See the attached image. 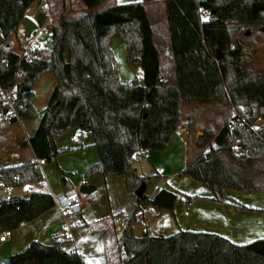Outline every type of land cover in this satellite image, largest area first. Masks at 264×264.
Wrapping results in <instances>:
<instances>
[{"label":"trees","instance_id":"trees-1","mask_svg":"<svg viewBox=\"0 0 264 264\" xmlns=\"http://www.w3.org/2000/svg\"><path fill=\"white\" fill-rule=\"evenodd\" d=\"M81 1L85 13L68 19L65 8L61 10L51 27L50 46L34 49L26 59L13 50L11 37L32 3L36 4L35 19L41 27L47 17L48 0H0V89L10 87L21 73L15 102L17 117L11 120L33 117L32 86L43 73L55 77L38 126L21 145L30 146L37 158L54 162L61 152L55 138L78 127L92 135L99 155L84 175H125L126 186L134 193L141 182L147 184V178L132 165L133 153L139 148H166L168 133L179 118L177 103L243 104L249 112L248 122L262 117L260 131L255 133L245 126H222L215 135L204 131L198 139L200 145L210 139L214 144L178 174L208 186L216 202L226 200L225 189L264 190V74L244 67L251 43L244 38L245 30L240 31L251 25L264 26V0H163L176 81L174 91L163 99L168 114L160 117L163 121L174 118L175 122L165 129L162 138L143 134L144 122L160 100L161 88L160 52L144 6L148 0L115 3L103 9L97 7L104 0ZM204 10L209 11L207 20L201 18ZM116 33L126 44L127 63L139 67L142 84L136 79L131 83L119 80L108 44L109 37ZM236 33L239 41L234 40ZM23 86L28 89L21 91ZM144 102L147 106L142 105ZM195 112L188 118V129ZM13 172L20 174L21 182L42 178L32 162L1 167L0 177L11 184ZM175 200L176 194L165 188L152 197L143 192L137 197L136 209L144 204L157 212L172 213ZM55 203L51 194L43 192L1 199L0 232L15 230ZM232 206L236 210L248 208L235 202ZM75 221L76 227L82 224L78 218ZM70 240L67 235L51 244L32 241L1 264H85L75 248H62ZM118 244L123 251L122 264H264V238L235 244L214 232L181 229L170 235H149L143 230L135 236L128 225Z\"/></svg>","mask_w":264,"mask_h":264},{"label":"crops","instance_id":"crops-1","mask_svg":"<svg viewBox=\"0 0 264 264\" xmlns=\"http://www.w3.org/2000/svg\"><path fill=\"white\" fill-rule=\"evenodd\" d=\"M133 1L140 0H104L98 5L97 9L107 8L115 3ZM32 6H35L36 11V4L32 3L26 9L24 16L30 18L38 27L35 19V11L31 14H27L29 8ZM144 6L148 14L154 43L160 52L159 72L161 75V88L159 90L160 100L157 101L155 109L144 122L143 134L153 138H162L164 137L165 129L175 122V119L170 117L167 121L160 120L161 116L168 114V111H166L162 105L165 104L163 99L167 97L168 93L174 91L173 86L176 81L175 69L170 47L164 2L163 0H148L144 3ZM64 8L68 19L76 18L85 13L84 5L81 0H48L47 17L44 24L49 22L51 27L57 20L58 14ZM204 14L205 13L201 12L202 20L205 19ZM261 30L263 31V34L259 36L261 40L256 44L258 36H256V38L251 37V34H253L252 30L245 29V34L248 35L247 42L251 43L248 44L247 48L252 52L262 44L264 39L263 27ZM113 38L115 39L113 40ZM235 39L239 41L238 33L234 35V40ZM21 41L24 42V40ZM108 44L115 57L116 66L118 67L116 53H119L120 56L124 54L126 61V44L117 33L109 37ZM129 66L135 78H128L126 82L131 83L136 79L138 84H142L143 79L139 67ZM117 72L119 80L121 81L118 68ZM182 103L184 102L177 103L176 112L179 117H181ZM227 111L216 129L205 128V132L215 135L219 128L222 127L227 116ZM2 114L3 112L0 109V168L32 162V160L37 158L32 148L30 146H22L21 143L34 134L39 122L36 121L33 123L31 121L32 119H17L12 121L3 117ZM185 123L188 125V121H182L178 118L174 128L168 133L167 145L163 151H148L147 159L155 169V176L162 177H158V181L155 183L156 188H153L147 194L148 197H152L158 189L164 188V182L169 181L172 177L177 176L176 180L181 183L190 182L191 179L188 177V179L178 177V175H180L178 172L191 163L198 155L207 150L206 148L198 153L196 151L190 152L187 147L180 145V136L183 137V140L186 142L189 136L188 131L191 129L190 126V129L187 128L185 131L182 130L181 126ZM195 130L197 134L199 131L204 133L201 124H198ZM74 133V128H72L55 138L56 146L58 150H61L56 156V160L54 162L45 161L38 166L42 174L40 180L14 184L13 189L15 195L18 197H28L31 192H43L51 194L53 198L56 199L57 196L68 193L73 189L78 190L81 184L94 185V190H96L100 187L101 182L104 181V183H108L110 188L111 200L108 197L105 203L100 204L98 201H95L94 194L92 193L94 190L89 194L81 193L83 198L82 210L79 214L71 216L69 222H73L78 218L82 224L78 227L71 228L68 234L61 230L64 225V217L62 211L55 203L53 207L36 218L20 224L18 228L12 231V235L7 241L0 243V264L6 262L12 254L25 249L32 241L51 244L55 239H62L67 235L71 237V240L64 242L62 248L65 250L75 248L81 254L85 264H122L121 253L123 251L118 244V240L124 232L125 227L129 225L131 229L133 228L131 224L133 219H145L146 224L143 230L151 231L156 235L147 224V218L149 216H135L133 214L138 205L137 197L134 193L124 189L123 180L125 176L120 175L122 177H118L117 179L114 176H103L101 174H95L89 177L84 175L88 167L99 160V155L97 149L93 146L94 140L89 132L83 131V135L79 138L77 143L72 142ZM211 140L212 139H210V141ZM158 168H161L162 171L158 172ZM114 188L117 190L115 191ZM165 189L175 193V190L170 186ZM24 191H27V193H24ZM190 197L191 196H187L190 206L184 210V214L182 218H180L182 225L178 224V227H181V229L214 232L226 237L233 243H237L232 237H238L241 230H247V226L252 224L253 219L251 216L246 217L250 218V220L242 221L243 215H240V213L246 214L247 212L241 209H234L232 201L226 199L224 202H216L212 200V192L210 190H201L200 194H196L195 198L192 200H190ZM131 202L133 203L134 210L128 217L127 226L121 228L118 232L116 226V224L118 225L117 217L124 214L122 208L124 206L129 207ZM140 206L143 208V204H140ZM205 207H208V209ZM134 235L139 236L140 234Z\"/></svg>","mask_w":264,"mask_h":264},{"label":"rangeland","instance_id":"rangeland-1","mask_svg":"<svg viewBox=\"0 0 264 264\" xmlns=\"http://www.w3.org/2000/svg\"><path fill=\"white\" fill-rule=\"evenodd\" d=\"M33 11H35V6H32L29 8V11L27 14H31ZM204 14L205 19L207 20L209 18V11L204 10L202 11ZM44 27H50V23L46 22ZM261 27V28H259ZM264 26L260 25H251L249 28L252 30L251 37L256 38V36H261L263 34V31L261 30ZM40 28V27H39ZM245 30V28L241 29V31ZM244 38L247 39V36L245 32H243ZM115 38H113L114 40ZM40 41L44 43V47L48 48L51 43V37H43L40 33H36L35 38L31 39L30 41ZM13 50L17 53L22 52V45L23 41L21 39H17L14 35L11 37ZM29 40H26L27 42ZM116 58L118 61V70L120 72V78L122 82H126L128 78H135V75H133V71L131 70L130 66L125 61V55H119V53H116ZM244 67L247 70L250 71H256L259 73L264 74V39L262 41L261 46L257 47L255 51L250 52V57L246 56L244 61ZM55 84V77L50 73H43L39 76V78L36 80L34 85L32 86L31 90L34 93L33 98V106L35 108V114L31 121L35 123L36 121L39 122L41 117L42 109L46 106L49 97L51 95L52 89ZM229 105L225 103L221 104H204L202 106H199V104L194 102H184L181 104V119L182 121H188V118L191 116V114L194 111L196 112L195 117L193 118V123L191 125V129L188 131L189 136L188 140L185 142L183 140V137L180 136L179 143L183 147H187L190 152L196 151L197 153L200 152L203 149L208 148L209 145H213L214 142L208 141L204 143L203 145H200L199 143V137L202 136L203 133L201 131L196 132V126L198 124L202 125V130L205 131V128H211L216 129L220 122L222 121L226 111L228 110ZM177 148V147H175ZM179 149V147H178ZM161 152V151H158ZM132 165L137 168L139 174L147 178V184L145 189V194L147 195L153 188L155 187V183L158 181V177L162 178L161 176H155V169L150 164L147 157L139 156L137 159H134L132 161ZM177 166V165H173ZM104 176V175H103ZM105 176H114L118 179V177H122L120 175H105ZM125 176V175H123ZM178 177H184L185 179H188L189 177L186 175H178ZM188 177V178H187ZM124 178V177H123ZM176 177L170 178L169 181L164 182L166 187H172L175 190L176 193V200H175V207L173 209L172 213L161 211L153 216H149L147 218V224L152 229L156 235L163 234V235H170L178 230L181 229V227H178V224L182 225V221L180 218H182L184 214V210L188 208L190 205V202L187 200V196H191L190 200L195 198L196 194H200V191H209L210 188L204 184H201L193 179L190 180L188 183H181L180 181L176 180ZM123 187L126 191H129L126 184L125 179L123 180ZM110 188L108 186V183H104V181L101 182L100 187L94 190L92 193L94 194L95 201H98L100 204H103L107 201V198L111 200V192L109 191ZM116 191L117 189L114 188ZM211 191V190H210ZM3 191L0 189V199L3 198ZM225 196L227 200H230L232 202L245 205L248 208L241 209L244 212H247L246 214L240 213V215H243L242 221L250 220V218H246L248 216L252 217V224H249L250 226H247V230L240 231V235L238 237H235L232 239L236 241L235 244H245L247 242H250L252 240H255L257 238H264V190H234V189H225ZM208 209V207H205ZM131 209V211H130ZM92 210V208H91ZM134 210L133 203H130L129 207H123L122 212L123 215H126L127 217L130 216L131 212ZM130 211V212H129ZM121 216V215H120ZM119 217V216H118ZM117 217V220H118ZM139 220V221H138ZM138 220L133 219L132 220V233L134 234H141L143 229L145 228V219L139 218ZM262 223V224H261ZM118 232L120 231L122 226L116 224ZM252 226V227H251ZM162 229V231H161ZM185 230V229H181ZM232 242V241H231Z\"/></svg>","mask_w":264,"mask_h":264},{"label":"built area","instance_id":"built-area-1","mask_svg":"<svg viewBox=\"0 0 264 264\" xmlns=\"http://www.w3.org/2000/svg\"><path fill=\"white\" fill-rule=\"evenodd\" d=\"M52 27V25H51ZM51 27H44L43 25L39 28L37 27L34 31H32L31 36L29 38L24 36V29L22 24L20 23L18 27L16 28L14 35L17 39L24 40V43L22 45V55L26 59H30V53L36 49V48H42L44 47V43L40 41H30L31 39L35 38L36 33H40L43 37L51 36ZM26 40H29L25 42ZM21 78V73L18 74V78L15 80V82L8 87L7 89H0V109L1 111L3 109H6V112L3 113V117L6 119L11 120L12 118L17 117L16 108H15V102L18 97V81ZM161 81V80H159ZM143 106H147V102H144L142 104ZM249 115V112L246 111L243 104L235 105L231 104L229 105L226 119L222 126H226L229 129L232 128H238V127H248L251 131L258 133L261 129V125L263 123V119L261 116H257L252 122L247 121V117ZM188 128V125L185 123L181 126L182 130H186ZM74 136L72 137V142L77 143L79 138L83 135V130L76 127L74 128ZM139 156L147 157L148 151L139 148L135 153H133V159H137ZM45 160L43 158H36L32 160V163H34L35 166H40L43 164ZM162 169L158 168V172H161ZM21 182V176L18 172L11 173V184H6L3 179L0 177V189L3 191L4 200H11L14 197H16L14 193L13 186L14 184ZM24 193H27V191H24ZM55 202L57 206L62 211L63 217H64V225L62 226L63 232L67 233L70 231L71 228L77 226V222H69L70 220L66 218L67 215L73 216L77 215L81 212L83 207V198L81 196V193L78 190H71L68 193H65L63 195H59L56 197ZM157 213V211L149 206H146L143 204V208L136 209L134 211L135 216H153ZM128 217L126 215H121L118 217V223L120 226L125 227L128 222ZM149 235H153L151 231H148ZM12 235L11 230H2L0 232V243H3L7 241ZM123 255V252L121 253V256Z\"/></svg>","mask_w":264,"mask_h":264},{"label":"water","instance_id":"water-1","mask_svg":"<svg viewBox=\"0 0 264 264\" xmlns=\"http://www.w3.org/2000/svg\"><path fill=\"white\" fill-rule=\"evenodd\" d=\"M21 24L24 29V36L27 38H29L31 36L32 31H34L37 28L36 23L26 16L23 17ZM220 57H221V54L218 53L216 55V58L219 59ZM27 89H28L27 86L21 87V91H25ZM2 112L5 113L6 109H3ZM143 117H146V115H144ZM145 187H146V184L144 182H141L139 184V186L134 191V194L136 195V197H139L142 195V193L145 191ZM94 189H95V186L91 184H81L78 187V191L82 194H89ZM30 264H34V263H30Z\"/></svg>","mask_w":264,"mask_h":264}]
</instances>
